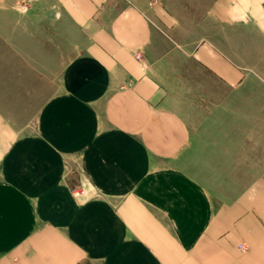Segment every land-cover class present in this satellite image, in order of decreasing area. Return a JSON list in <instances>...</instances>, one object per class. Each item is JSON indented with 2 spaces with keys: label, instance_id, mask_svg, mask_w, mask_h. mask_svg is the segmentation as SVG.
I'll return each instance as SVG.
<instances>
[{
  "label": "crops",
  "instance_id": "crops-1",
  "mask_svg": "<svg viewBox=\"0 0 264 264\" xmlns=\"http://www.w3.org/2000/svg\"><path fill=\"white\" fill-rule=\"evenodd\" d=\"M208 16L188 46L155 0H0V264H264V0Z\"/></svg>",
  "mask_w": 264,
  "mask_h": 264
},
{
  "label": "rangeland",
  "instance_id": "rangeland-1",
  "mask_svg": "<svg viewBox=\"0 0 264 264\" xmlns=\"http://www.w3.org/2000/svg\"><path fill=\"white\" fill-rule=\"evenodd\" d=\"M159 6L161 13L167 15L171 27L176 29L177 35L187 41V45L191 46L210 34V31L217 30L221 33L222 26L206 17L209 6L214 0H155ZM211 19V20H210ZM218 28V29H217ZM62 39H59L60 48L62 47ZM236 61L243 66H246V72L251 75L261 76L264 78V44L256 35L252 27L244 25L236 36ZM250 44H245V43ZM244 45V46H243ZM250 45V46H249ZM78 54V51H59V66L58 75L60 77L61 70L66 60L71 56ZM187 78L194 77L199 74V71L190 61H179ZM181 71V72H182ZM205 77V72L203 73ZM190 86L187 84L186 88ZM253 87H258V84H252ZM212 87V88H210ZM223 91L221 84H208V89Z\"/></svg>",
  "mask_w": 264,
  "mask_h": 264
},
{
  "label": "built area",
  "instance_id": "built-area-1",
  "mask_svg": "<svg viewBox=\"0 0 264 264\" xmlns=\"http://www.w3.org/2000/svg\"><path fill=\"white\" fill-rule=\"evenodd\" d=\"M239 246H240V247H243V245H242V244H240Z\"/></svg>",
  "mask_w": 264,
  "mask_h": 264
}]
</instances>
